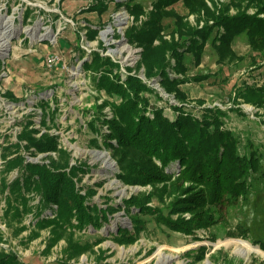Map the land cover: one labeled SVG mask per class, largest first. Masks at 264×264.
Masks as SVG:
<instances>
[{"label": "rangeland", "instance_id": "1", "mask_svg": "<svg viewBox=\"0 0 264 264\" xmlns=\"http://www.w3.org/2000/svg\"><path fill=\"white\" fill-rule=\"evenodd\" d=\"M205 1L217 12L223 3L229 5L231 15L242 11L233 0ZM133 6L139 8L135 13L130 9ZM191 7L190 0H175L163 9L161 0H0V255L12 253L25 264H264V177L256 175L260 190L241 201L237 209L224 212L225 220L218 219L211 227H196L188 234L178 221L193 223L190 212L168 216L175 198L170 181L146 185L126 180L108 146L118 142L111 129L115 114L105 103L119 104L121 100L96 87L100 69L92 68L95 57L116 62L119 70L113 69L122 82L128 75L147 82L163 97L156 101L150 96L152 107L173 117L171 105L181 104L164 90L160 75L147 77L146 64L156 57L145 61V45L129 40L128 31L134 29L143 36L158 28L157 36L149 33L155 49L163 40L181 44L186 36L184 40L180 36L175 17L179 16L182 33L206 24V9L193 12ZM256 11L255 7L247 9L250 15ZM204 51L199 67L186 76L175 73L172 50L161 56L171 79H186L176 87L188 97L186 108L193 109L194 115H200L205 107L240 109L241 115L229 113L226 127L243 142L252 138L264 153V105L242 98L233 102L236 93L246 87L264 93V58L251 52L244 40H237L231 53L223 48L216 52L209 44ZM50 56L58 57L59 64L49 67ZM220 56L222 60H218ZM206 74L212 78L194 80ZM219 74L224 81L217 79ZM147 115L152 116L148 111ZM45 135L55 136L58 148L67 153V173L82 166L73 179L79 194L86 197L84 203L91 208L92 218L101 216L98 223L87 222L82 229L74 227L62 234L52 228L38 230L36 210L23 212L24 206L10 194L11 182H23L24 168L10 170L5 167L7 161L20 157L23 165L48 166L50 157L63 159L59 152L39 153L28 145L27 136ZM179 171V162L167 169L175 174L173 180ZM165 186L170 193L162 190ZM145 197H150L146 206L152 209L151 215L135 223L131 217L141 213L132 200ZM28 198L30 207L40 202L34 191ZM57 210L53 205L43 215L52 219ZM159 213L176 224L167 226ZM102 215L107 216L105 220ZM74 224L79 225L75 220ZM122 230L132 238L123 240ZM36 231H40L38 237L30 238Z\"/></svg>", "mask_w": 264, "mask_h": 264}, {"label": "trees", "instance_id": "2", "mask_svg": "<svg viewBox=\"0 0 264 264\" xmlns=\"http://www.w3.org/2000/svg\"><path fill=\"white\" fill-rule=\"evenodd\" d=\"M173 1L175 0H161L162 9L164 5ZM190 3L193 12L206 9L204 20L206 24L201 29L189 27L188 32L182 33L179 16L175 17L180 36L183 40L185 39L183 36H186L181 44L175 41L172 44L166 43L161 37L163 41L155 49L151 47L153 35L149 33L155 32L154 36H157L158 28L143 36L135 33L134 29L128 31L129 40L145 45L143 54L145 61L146 57H156L154 61L146 64L147 77L160 75L164 90L168 94H174L175 99L181 104L171 105L175 111L173 117L166 116L162 108L152 107L154 105L150 96L156 101H161L163 97L147 82L130 75L122 82L118 71L115 72L113 69L119 70V65L110 58H101L97 55L92 66L93 69H100V73L95 77L98 90L121 100L119 104L115 102L105 104L111 106L114 111L115 117L111 121V129L112 136L118 142L117 146L111 143L108 146L111 147L115 159L125 173L126 180L142 182L146 185L170 181L169 188L174 192L175 198L171 204L172 209L168 210V216L172 213L190 212L193 223L190 222L191 220L186 222L181 218L178 221L179 228L188 234L196 227H211L217 222L216 220H225L224 212L237 209L241 201L248 200L260 190L256 183V175L264 177V153L261 152L260 146L252 138L243 142L226 127L229 113L240 114V109L205 107L200 110V115H194L193 109L186 108L188 97L176 89L186 79H171L165 69L166 62L161 59L164 52L172 50L176 62L175 73L186 76L199 67L202 55L207 52L204 51L206 44L216 52L223 48L224 51L231 53L233 44L237 40L246 41L251 52L263 59L264 0H233V5L238 10H242L235 15L229 14V5L224 3L218 12L212 10L205 0H190ZM133 7L130 8L132 13L139 10L138 7ZM250 7L257 9L255 14L247 13ZM209 20L213 21L212 25L208 23ZM221 29L224 33H221ZM184 47H186L184 51H178V48ZM216 52L213 53L218 54ZM208 53L212 55V51ZM237 56L235 54V57ZM218 60H222V56ZM218 77L221 82L225 79L221 74L217 79ZM209 78L212 77L206 74L194 77V80L201 82ZM254 88L250 86L238 91L233 98L234 104L237 103V99L242 98L247 103L263 106L264 93L261 95L259 90ZM147 111L152 116L147 115ZM26 138L28 145L34 148L35 152L55 151L63 156V159L59 158L60 160L50 157L48 166L23 165V158L20 157L11 159L5 164L6 168H11L10 170L24 168L23 182L20 183L19 179L13 181L9 184V189L10 194L17 197L24 206L23 212L36 210L35 227L38 230L52 228V231L62 234L72 231L74 227L82 229L87 222L98 223L101 216L95 215L96 219L92 218L91 208L84 203L86 197L79 194L73 179L77 171H82V166L72 167L69 173L66 172L69 167L67 153L58 148L55 136ZM176 162H179L180 171L177 179L173 180L175 174L167 172V169ZM2 186L5 189L6 185ZM162 190L170 193L167 186ZM33 191L40 196V202L30 207L28 196ZM149 200L150 197H145L141 201L132 200L141 213L139 217L137 215L131 217L133 222L139 223L144 215H151L152 209L146 206ZM53 205L58 206V210L55 217L50 219V215L43 214ZM217 213L221 216L215 217ZM159 214L161 220L168 224L167 226L172 227V224H176L170 217L163 213ZM17 215L13 218L15 219ZM106 217L102 215L104 220ZM74 220L78 221V227L74 224ZM262 226L264 227V223ZM39 232L32 233L30 238H37ZM119 234L123 240L132 238L123 230L119 231ZM17 258L12 253L0 255V264H25Z\"/></svg>", "mask_w": 264, "mask_h": 264}, {"label": "built area", "instance_id": "3", "mask_svg": "<svg viewBox=\"0 0 264 264\" xmlns=\"http://www.w3.org/2000/svg\"><path fill=\"white\" fill-rule=\"evenodd\" d=\"M53 56H55V55H53ZM53 56H50L47 58V63H48L49 67H54L57 64H59V62H60V59L58 57H53Z\"/></svg>", "mask_w": 264, "mask_h": 264}, {"label": "bare ground", "instance_id": "4", "mask_svg": "<svg viewBox=\"0 0 264 264\" xmlns=\"http://www.w3.org/2000/svg\"><path fill=\"white\" fill-rule=\"evenodd\" d=\"M119 19H120V18H119ZM120 21H121V20H120ZM120 21H119V23H120ZM105 33H106V32H105ZM5 45H6V44H5ZM1 46H2V48L4 47V45H3V44H2Z\"/></svg>", "mask_w": 264, "mask_h": 264}]
</instances>
